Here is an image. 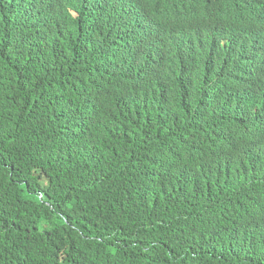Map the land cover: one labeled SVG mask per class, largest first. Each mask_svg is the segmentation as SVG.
I'll return each mask as SVG.
<instances>
[{
    "label": "trees",
    "instance_id": "16d2710c",
    "mask_svg": "<svg viewBox=\"0 0 264 264\" xmlns=\"http://www.w3.org/2000/svg\"><path fill=\"white\" fill-rule=\"evenodd\" d=\"M194 1L0 0V264H264L257 19Z\"/></svg>",
    "mask_w": 264,
    "mask_h": 264
},
{
    "label": "clouds",
    "instance_id": "9594fccd",
    "mask_svg": "<svg viewBox=\"0 0 264 264\" xmlns=\"http://www.w3.org/2000/svg\"><path fill=\"white\" fill-rule=\"evenodd\" d=\"M205 1L185 2L187 5H202ZM184 4V2H179ZM209 4V2H207ZM227 7H221L220 5L211 6L210 9L205 10L211 16L217 17L212 27V33L215 37H220L229 33L231 24L235 23L236 19L238 23H245L252 19H257L255 22H251L247 29L252 33V36H246V40L251 53H255L258 56V61L252 67L255 68L257 73L248 70V73L242 78L245 81H251L256 78L257 90L264 96V0H259L257 3H251L247 0H231L226 2ZM259 26V34L253 35L255 28ZM258 93L253 87H249L247 93L243 95V99L253 101L258 99Z\"/></svg>",
    "mask_w": 264,
    "mask_h": 264
}]
</instances>
